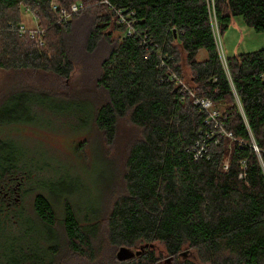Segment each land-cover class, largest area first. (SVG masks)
I'll use <instances>...</instances> for the list:
<instances>
[{
	"label": "trees",
	"instance_id": "16d2710c",
	"mask_svg": "<svg viewBox=\"0 0 264 264\" xmlns=\"http://www.w3.org/2000/svg\"><path fill=\"white\" fill-rule=\"evenodd\" d=\"M53 1L66 9L76 2L84 8L59 21ZM101 1L0 0V69L51 73L67 81L79 62L84 65L78 49L86 56L105 45L93 87L106 97L93 121L109 142L121 118L137 129L124 158V189L106 218L84 223L67 197L58 218L51 199L37 192V218L22 219L25 234L31 227L37 237L24 242L10 234L12 243H19L30 264H264V47L227 56L224 66L213 27L216 20L221 35L233 17L241 16L264 33V0ZM24 6L36 13L43 44L18 31ZM111 6L134 13L137 33L123 35ZM201 49L207 51L204 60L197 59ZM192 93L222 110L219 120L232 137L219 132ZM44 162H3L0 187L21 176L49 192L42 189V178L34 179V173L38 177L50 167L49 160ZM157 243L165 257L155 249ZM122 247L132 255L119 259ZM187 249L195 257L183 256Z\"/></svg>",
	"mask_w": 264,
	"mask_h": 264
},
{
	"label": "rangeland",
	"instance_id": "374dc122",
	"mask_svg": "<svg viewBox=\"0 0 264 264\" xmlns=\"http://www.w3.org/2000/svg\"><path fill=\"white\" fill-rule=\"evenodd\" d=\"M22 13L21 23L27 28L43 29L36 15L24 11V7ZM118 35L116 31L115 36ZM218 38L220 54L224 57L264 47V33L248 26L241 16L233 17L230 26ZM180 48L185 80L189 81L187 54L181 45ZM107 50L101 45L96 53L85 56L80 55L82 49H78L77 57L84 60V65L79 62L67 81L51 73L19 74L0 69V169L3 162L9 163L12 158L34 165H42L45 158L50 163L47 169L50 171L41 170L38 177L34 173V179L42 178L40 185L42 189L46 186L49 192L36 187L28 178L20 187L21 199L13 205L5 204L0 193V264H30L18 248L19 243H12L11 235H18L24 242L36 239L31 227L27 226L29 230L25 234L26 223L22 219L25 216L37 218L33 205L37 192L51 199L58 218H63L67 197L84 223L87 218L97 223L107 217L115 198L124 189V158L130 142L137 136V129L127 118H121L116 138L109 142L93 121L94 111L106 97L105 92L93 84ZM206 58L207 51L201 49L197 59ZM90 78L93 81L86 84ZM43 177L48 180L43 182ZM6 181L2 184L9 180ZM155 249L165 257L162 245L157 243ZM25 253L28 254L26 250ZM183 256L195 257L194 251L187 249ZM161 264H169V261L163 260Z\"/></svg>",
	"mask_w": 264,
	"mask_h": 264
},
{
	"label": "built area",
	"instance_id": "2783aa9c",
	"mask_svg": "<svg viewBox=\"0 0 264 264\" xmlns=\"http://www.w3.org/2000/svg\"><path fill=\"white\" fill-rule=\"evenodd\" d=\"M101 2L109 5L108 0H102ZM59 5L60 4L56 1H53L51 3L52 10L55 13H58V15H59V21H67L75 13L79 12L80 10H82L84 8V5L82 3H77V2L72 3L69 9L62 8ZM111 8L113 9V11L116 13V15L118 17V23L123 25L125 28L123 35L130 36V35H134L135 33H137V30L135 28L136 19L134 18L133 12L131 14H124L122 9H120V8H116L114 6H111ZM24 11L30 12L33 15H36V13L33 10H31L28 6H24ZM213 27H214V34L216 36V41L218 44V39H219L218 37H219L220 32H219L218 24H217L216 20L213 21ZM18 31L21 34L29 33L30 37L36 39L37 42H39L40 44H43V42H44V40H43L44 30L41 29L40 27H37L35 29H29L25 26V24L21 23V25L18 28ZM218 48H219V44H218ZM219 51H220V49H219ZM157 54L161 55L162 53L159 50L157 52ZM220 56H221L222 62L224 63V66H226L227 65L226 57H224L221 54H220ZM165 58H167V56H165ZM162 64H166L165 59H162ZM173 77L178 79V81L180 83H182L186 87L187 90H190L186 86V84H184V81L182 79H180L175 73H173ZM192 96H193L194 103L198 104L199 106H202L207 111V113L209 114L210 120L212 122H214L215 126L219 129V132H222V133L232 137V133L227 131L223 127V124L219 120V117L221 115L222 110L220 108H218L217 106H215L214 102L209 98H201V97H198L197 95H195L194 93H192ZM238 104L240 105V108L242 109L239 99H238ZM250 134H251V138H252V146L254 147V149L256 150L258 155L261 157L262 152H261L259 146L256 144V141L254 139L253 134L251 132H250ZM262 164L264 165L263 161H262ZM240 176H242V174Z\"/></svg>",
	"mask_w": 264,
	"mask_h": 264
},
{
	"label": "flooded vegetation",
	"instance_id": "af4514ba",
	"mask_svg": "<svg viewBox=\"0 0 264 264\" xmlns=\"http://www.w3.org/2000/svg\"><path fill=\"white\" fill-rule=\"evenodd\" d=\"M14 180H17L13 182ZM25 177L21 176H12L10 177L8 183L1 184L0 193H3V202L8 206L13 205L16 201H19L21 198V189L20 187L24 186Z\"/></svg>",
	"mask_w": 264,
	"mask_h": 264
},
{
	"label": "water",
	"instance_id": "95a60500",
	"mask_svg": "<svg viewBox=\"0 0 264 264\" xmlns=\"http://www.w3.org/2000/svg\"><path fill=\"white\" fill-rule=\"evenodd\" d=\"M174 32H176V30L174 29ZM141 252V250H138L137 254H139ZM132 255V251H130L128 248L126 247H122L120 248V250L117 253V256L119 259H125L128 258Z\"/></svg>",
	"mask_w": 264,
	"mask_h": 264
}]
</instances>
